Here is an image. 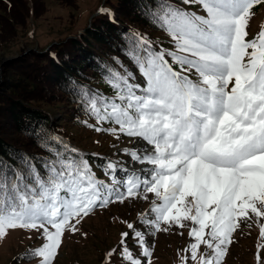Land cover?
<instances>
[{"label": "snow or ice", "instance_id": "obj_1", "mask_svg": "<svg viewBox=\"0 0 264 264\" xmlns=\"http://www.w3.org/2000/svg\"><path fill=\"white\" fill-rule=\"evenodd\" d=\"M261 4L264 0H140V15L166 33L173 47H157L146 34L132 32L120 45L130 64L113 57L103 67V81L114 95L75 81L69 90L96 121H83L86 126L140 141L123 153L144 167L128 170L108 160L104 169L111 183H106L59 136L42 137L50 155L40 158L39 168L26 154L16 155L17 165L0 160V240L15 229L35 230L44 240L18 261L54 264L65 232L78 231L83 217L143 192L145 200L147 193L154 194L152 218L140 217L149 229L192 222L189 236L195 242L185 250L190 257L182 258L184 264L189 258L196 264H222L232 234L241 223L251 227L253 218L260 227L256 261L261 264L264 26L246 39L252 10ZM181 5H199L205 15ZM100 12L116 22L110 10ZM105 123L113 126L103 128ZM118 171L127 174L119 178ZM127 227L147 260L134 256L126 243L129 232L121 233L119 255L128 264H151L145 233L132 223ZM201 244L211 254L197 259ZM116 253H107L109 264Z\"/></svg>", "mask_w": 264, "mask_h": 264}, {"label": "rangeland", "instance_id": "obj_2", "mask_svg": "<svg viewBox=\"0 0 264 264\" xmlns=\"http://www.w3.org/2000/svg\"><path fill=\"white\" fill-rule=\"evenodd\" d=\"M27 1L29 10L22 9L16 13L13 10L11 11L12 16L3 17L6 16V10L3 11L0 7V16L3 18H0V90L5 86L6 81L16 79L21 86L20 91L23 89L21 96H30L25 88L31 87L33 82L28 77L29 72H25L30 68L22 70L23 65L20 64L23 62H20L21 70H15L13 66L15 61L25 59L26 55H32L30 58L32 60L34 54L39 55L54 43L68 39L71 35L84 34L86 28L91 27L94 17L101 13L100 9L104 8L106 4V0H75V4L72 0H68L72 4H68L65 0ZM16 2L17 6L22 8L21 3ZM192 6L199 10L201 15H205L199 5ZM260 6L257 9L255 6L252 10L255 15L250 19L247 28L249 35L246 39L248 40L253 39L264 26V4ZM9 17H12V21H9ZM160 35L168 39L166 43L172 48L173 45L167 34ZM191 77L196 79L195 73H192ZM48 85L54 87L51 83ZM34 96L38 102L39 99H43L39 95L38 97L36 94ZM44 100H41L39 104L63 128L68 139L79 147L99 155L98 158L101 163L103 162V168L108 160L117 161L128 170L144 167L136 164L123 153L124 148L131 149L140 142L137 138L120 135V138L117 139L115 135L108 132H97L85 124L78 125L69 114L71 103L67 98ZM88 123L95 124L96 121L88 119ZM112 126L105 124L103 128ZM95 171L102 176L104 181H111L104 176V171L98 169ZM126 174V172L118 171L117 177L123 178ZM120 190L123 191V189ZM144 195L145 193L141 192L138 196L127 197L122 203L119 201L109 203L106 207L96 208L88 216L83 217L81 222L76 225L78 231L75 233L65 232L54 264H109L107 253L112 249H117V253L111 258V264H128L119 255L120 248L118 246L123 232L130 234L126 243L134 256L146 261L147 258L142 256L141 249L137 246L136 240L132 238L127 223L134 224L138 230L145 233L146 244L152 253L151 264H184L182 258L190 257V251L185 250L195 242V239L189 236L190 228L193 226L192 222L183 221L185 225L183 228L175 224L162 223L158 231L149 229L141 223L140 217L141 214L147 213L149 218H152L149 210L154 194L147 193V200L143 198ZM250 216H252L251 213ZM249 222L251 227L241 223L232 234V243L228 246L222 264H257V244L261 243L260 227L256 218ZM260 222L264 223V218H260ZM153 231L154 234H152ZM43 242L40 233L35 230H9V234L0 240V264H12L16 255L29 248L40 247ZM205 252L211 254V251L201 244L197 259L200 254ZM260 255L262 257L261 264H264V250L260 251ZM37 262L39 264L38 259ZM21 264L28 263L21 262ZM187 264H196V262L189 258Z\"/></svg>", "mask_w": 264, "mask_h": 264}, {"label": "trees", "instance_id": "obj_3", "mask_svg": "<svg viewBox=\"0 0 264 264\" xmlns=\"http://www.w3.org/2000/svg\"><path fill=\"white\" fill-rule=\"evenodd\" d=\"M16 1L21 3L22 8L17 6ZM65 1L68 2V0ZM72 1L75 4V0ZM139 2L140 0H106L104 9H108L114 14L115 23L108 15L99 13L92 20L91 27L86 28L84 34L71 35L68 39L54 43L39 55L34 54L32 60H30L32 55H26L23 60L15 59L16 61L13 64L15 70H21L19 68L20 62H23L20 64L23 65L22 70L30 68L25 72H29L28 77L33 84H31V87L25 88L30 96L20 95L23 89L20 91L21 86H19L16 79L6 81L5 86L0 90V160L17 165L16 155L26 154L35 158L39 168L40 158L50 155L42 147L44 143L42 137L59 136L78 149L88 160L93 171L97 174L96 176L104 181L101 178L102 176L95 171L98 169L105 172L102 166L103 162L101 163L98 158L100 156L79 147L68 139L63 128L39 102L44 99V101H51L67 98L71 103L69 109L71 118L78 125H82L84 124L83 121L92 118L83 111L81 104L77 102L76 97L69 90L71 81L87 85L91 89H99L109 96L114 95L112 89L103 81V67L105 64H110L113 57H119L125 63L130 64L120 50V45L123 43L124 37L132 32L146 34L157 47L170 48L166 43L168 39L160 35L164 32L140 15L138 11ZM176 2L180 3V0H176ZM27 3V0H0L1 9L6 10V16L3 17L12 16L11 11L13 10H15V13L22 11V9L28 11ZM68 4L72 3L69 1ZM181 6L200 14V11L193 8L192 5ZM260 7V5H257L255 8ZM0 18L2 17L0 16ZM9 21H12V17H9ZM133 71L135 72V69ZM137 79L139 81L138 73ZM48 83H51L54 87L49 86ZM35 94L43 99H39L38 102L34 96ZM41 171L43 170L41 169ZM103 174L109 178L105 173ZM105 182L111 183V181ZM27 251L16 255L12 264H21V262L38 264L37 259L18 261L17 258Z\"/></svg>", "mask_w": 264, "mask_h": 264}]
</instances>
